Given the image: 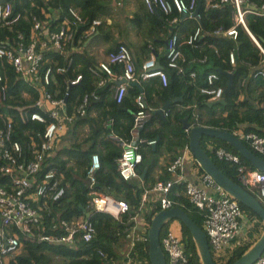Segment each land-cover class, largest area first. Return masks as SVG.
<instances>
[{
  "label": "trees",
  "instance_id": "trees-1",
  "mask_svg": "<svg viewBox=\"0 0 264 264\" xmlns=\"http://www.w3.org/2000/svg\"><path fill=\"white\" fill-rule=\"evenodd\" d=\"M183 1L188 3L189 0ZM10 2L12 11L9 19L16 15L17 17L8 23H0V42L7 46H14L18 41L24 44L28 42L32 17L41 23L45 22L48 31L52 32L58 29L67 9L73 7L87 19V22L99 19L100 24L96 29L100 33L105 17L110 11V5L105 0H10ZM250 3L258 5L264 3V0H250ZM195 8L196 20L178 15L177 23L173 24L169 23L170 17H165L160 10L148 11L144 4L142 9L134 14L130 19L131 24L135 29H141L143 37L151 38L150 43L143 42L141 49L147 52L148 45H151L155 54L154 61L164 72L166 83L162 85L156 77L141 78V63L150 57L144 56L138 63L133 61L135 79L126 86L119 102L112 96L116 80L108 81L102 86L97 85L102 74L94 68L91 57L84 50V42L88 37L84 35L88 27L87 22L68 32L62 50L47 48L42 52L37 75L41 77L47 69L49 70L48 82L44 89L53 99H61L66 115L72 117V137L42 162V169H53L60 178L59 184L63 187V194L51 203L50 212L45 211L44 214L48 221L55 217L73 220L85 216L94 234L89 241L77 239L73 246L36 242L32 238L22 237L19 252L8 264H114V261L120 263L119 252L134 225L132 218L139 213L142 189L150 188L156 180L165 181L170 178L166 170L167 165L185 146L187 147L188 132L181 127L182 119H186L190 125L208 126L232 133L264 134V15L244 13L242 25L235 21L236 12L229 2L212 7L206 4L205 0H196ZM52 13L56 15L52 16ZM172 13L176 15V12ZM195 27L199 28L200 34L193 45L179 46L184 56L180 63L182 70L178 72L167 67L165 50L159 54L156 52L157 46L161 45L156 35L160 34L159 39L166 40L170 34L176 33L179 36V32H182L186 37ZM230 27L236 30L234 39L222 34ZM118 43L128 48L125 42ZM77 47L79 51L73 50ZM229 53L234 59L232 65L228 62ZM195 59L199 63L191 62ZM112 69L116 74L120 73L119 65L113 64ZM190 72L195 74L193 79L189 76ZM210 72L218 75L215 84L222 88L221 97L224 104L208 106L207 96L199 90L205 86V76ZM226 73L230 74V83L224 92L228 82ZM0 74V127L3 126L6 117L10 118L11 136L19 141L22 156L28 159L31 156L30 137L38 143L44 124L50 121V117L33 106L37 98L35 88L20 79L12 66L3 59H0ZM78 75L79 79L71 83ZM84 96L87 98L82 105ZM137 97L143 99L146 116L140 126L133 130L134 115L139 110L135 103ZM175 99L179 100L174 101ZM164 101L170 103L161 117L155 114L154 110ZM80 105L82 113L76 112ZM34 112L42 116L43 123L29 118ZM83 126L87 127L84 133L81 132ZM151 139L155 140L154 144H147L146 140ZM120 140H133L141 154V161L135 167L141 187L137 182L124 181L118 175L115 161L121 153ZM200 144L215 165L230 179L238 182L235 165L216 159L213 153L216 148L237 154L236 151L224 141L210 136H202ZM245 145L251 149L248 142H245ZM93 153L99 158V168L94 173L95 188L103 194L124 200L128 205L126 213L113 217L87 206L92 194L88 186L86 169ZM163 154L167 155L164 166L158 163ZM238 158L241 164L254 169L240 155ZM158 169L160 173L156 172ZM0 184L8 187L9 177L0 175ZM183 189V183L176 182L171 185L168 197L172 201V206L183 209L188 217L201 227V218L188 202ZM238 205L252 224L245 233V240L230 250L224 264H230L237 259L255 242L263 229L262 221L253 212L240 203ZM158 210H160L158 203H154L152 214ZM166 223L160 231L159 239L164 233ZM180 227L188 264H201L188 230L181 223ZM54 232L60 233V230L56 229ZM141 255L146 260L145 264H149L147 242L139 240L134 243L129 253L130 263L136 264ZM213 262L217 264L214 260Z\"/></svg>",
  "mask_w": 264,
  "mask_h": 264
},
{
  "label": "built area",
  "instance_id": "built-area-1",
  "mask_svg": "<svg viewBox=\"0 0 264 264\" xmlns=\"http://www.w3.org/2000/svg\"><path fill=\"white\" fill-rule=\"evenodd\" d=\"M195 1L189 0L186 3L183 0H142L148 11L158 9L165 17H170L169 23L177 20L176 16L172 15L173 11L176 14H191L195 8ZM226 2L234 7L235 21L242 25L244 13L264 15V3L255 5L250 3V0H218L217 2L205 0V3L212 7ZM245 4L248 6L244 7ZM11 11L10 0H0V23H8L17 17L16 15L9 19ZM86 22L87 19L82 17L76 8L69 7L57 30L49 32L46 23H41L32 17V27L26 44L18 41L14 46H7L0 42V59L8 62L20 79L35 88L37 98L33 106L50 117V121L44 124L39 142L29 143L31 156L28 159L22 156L19 141L11 136L10 118L6 117L3 126L0 127V175L9 177L8 187L0 184V264H8L9 260L19 252L22 237L32 238L36 242L68 246H73L77 239L89 241L93 237V228L85 216H79L73 220L55 217L48 221L44 214L45 211L50 212L51 203L63 194V187L59 184L60 178L56 176L53 169H42V162L52 153L61 137L71 133L72 117L66 115L62 100L53 99L44 89L48 82L49 70L47 69L41 77L37 75V66L42 59V52L47 48L62 50L68 38V32ZM87 24L85 36L91 35L96 30L100 20L92 19ZM199 34L198 27H195L183 40H179L176 33L170 34L165 40L166 66L180 72L183 54L179 46L181 44L192 46ZM222 34L234 39L236 30L230 27ZM228 62L231 65L234 63L231 53L228 55ZM113 64L120 66L119 75L113 71ZM140 67L141 78L157 77L162 85L166 83V76L157 67L153 57L145 59ZM97 70L102 74L98 80V86L108 81L122 80L116 85L114 92L116 102L122 98L126 86L135 79L132 54L121 43L106 53L105 60L97 64ZM189 76L193 79L195 74L190 72ZM79 77L78 75L71 83L77 81ZM217 79L216 73H208L205 76V86L199 89L209 101L221 98L222 88L215 84ZM86 98L87 96L83 97L82 105ZM135 103L139 110L134 115L133 130L140 126L142 119L146 116L145 105L140 97L135 98ZM82 105L76 109V112H83ZM29 118L43 123L42 116L37 112L31 113ZM234 134L248 139L252 151L264 159V134L258 135L253 132ZM154 142V139L146 140L149 145H153ZM120 145L121 153L115 161L118 175L124 181L133 182L138 179L135 167L141 161V154L133 140H120ZM187 152L188 147L185 146L180 154L167 165L166 170L170 178L165 181L156 180L150 188L142 189L138 211H141L142 206L148 201V192H154L152 202L158 203L160 209L171 207L172 201L168 197L170 187L176 182L183 183L184 195L201 218V229L205 234L212 260L217 264H224L228 258V251L232 249L231 243L239 234L243 213L238 202L227 195L204 172L200 171L194 179H186L183 176L184 155ZM213 153L216 159L235 165L238 183L248 188L251 193L253 192L252 194L264 208V172L247 168L240 163L237 154L223 148H216ZM98 168L99 158L93 153L90 155L86 169L88 186L92 194L87 201V206L94 211L104 212L113 217L126 213L128 205L124 200L103 194L95 188L94 173ZM139 185L141 187V183ZM135 217L136 215L132 219L135 220ZM56 229H59L60 233L54 232ZM140 240L144 242L146 238L142 237ZM159 242L166 264H188L180 233L176 234L169 228L165 229ZM125 264H131L130 260L127 259ZM252 264H264V251Z\"/></svg>",
  "mask_w": 264,
  "mask_h": 264
},
{
  "label": "water",
  "instance_id": "water-1",
  "mask_svg": "<svg viewBox=\"0 0 264 264\" xmlns=\"http://www.w3.org/2000/svg\"><path fill=\"white\" fill-rule=\"evenodd\" d=\"M196 14L197 9L194 8L191 16H195ZM226 75L228 77V82L224 92L227 90L230 83V74L226 73ZM179 99H175L174 101ZM169 103V101H164L158 109L154 110V113L162 117L164 110ZM215 104H224V99L221 97L218 100H213L207 103L208 106ZM181 127L184 131L188 132L187 147L200 170L207 174L227 195L236 200L238 203L244 205L262 221L263 229L255 242L250 245V247H248V249H246L237 259L230 263L252 264L253 261H255L264 251V208L255 196L249 193L238 182H235L226 176L215 165L209 155L201 147L200 138L202 136H210L224 141L230 145L238 155L244 158L248 164L260 172H264V159L255 154L245 145V142H248V139L240 138L236 134L227 130L202 125H190L186 119H182ZM171 219L178 220L188 230L196 247L200 263L215 264L212 260L203 230L188 217L187 213H185L183 209L177 206L160 209L155 212L150 219L149 226L146 230L147 258L149 264H166L159 242V234L165 223Z\"/></svg>",
  "mask_w": 264,
  "mask_h": 264
},
{
  "label": "crops",
  "instance_id": "crops-1",
  "mask_svg": "<svg viewBox=\"0 0 264 264\" xmlns=\"http://www.w3.org/2000/svg\"><path fill=\"white\" fill-rule=\"evenodd\" d=\"M105 1L108 2V4L110 5V11L105 17V22H104L103 27L101 28V32L98 33L96 29L91 35L87 37L86 41L84 42V50L87 53V55L91 57L94 68L97 70V64L105 60L106 53L110 49L114 48L115 45L121 41L127 44L128 50L131 52L134 62L138 63L139 61H142L144 56L155 57L154 50L153 48H151V45H148L147 52L141 49L143 42L146 41L150 43L151 38L143 37L141 35V29L139 30L135 29V27L131 24V21H130V19L133 18L134 14H136L142 9V6H143L142 0H105ZM245 6H248V4H245ZM55 15L56 13H52V16H55ZM178 15H182L184 18H187V19L193 18L194 20H196L197 18V14L195 16H191V14H176L175 16L177 17ZM45 17L48 18L47 15H45ZM156 36L158 38L156 37L155 38L161 41V45L157 46L156 52L158 54L163 53L165 50V39L164 38L159 39L160 34ZM184 36H185L184 33L179 32L180 40H183L185 38ZM250 37L255 42V40L253 39L251 35ZM158 40H155V41H158ZM73 50L79 51L80 49L77 47V48H74ZM191 62L195 64L199 63L198 61H196V59L192 60ZM97 71L99 72V70ZM119 74H116V75H119ZM119 82H121V80L117 79L112 96H114L116 85ZM140 99L143 102L142 97H140ZM91 114L93 115L94 113H91ZM86 129L87 127L83 126L81 128V132L84 133ZM71 137H72V131L69 135L61 137V139L58 141V144L55 145L54 150L59 148L63 143L70 140ZM29 141L35 143L31 137ZM54 150L52 151V153L54 152ZM166 157L167 155L163 154L160 157L158 163L164 166L166 162ZM156 172L160 173V170L158 169ZM199 173H200V168L197 166L195 160L193 159L192 155L190 154L188 150V152L185 153L184 155V164L182 168V174L186 179H194L197 175H199ZM133 182L134 183L137 182V185H139L140 179L138 178L136 180H133ZM148 193H149V196L147 198L148 201L142 206L141 211H139L138 215H136L135 217V220H133L134 225L131 228V231L129 232V234L126 236V241L123 243V248H121L122 250L119 252V254L121 255V262L117 263L114 261V264H125V261L129 259V253L132 251L134 243L139 241L142 237L146 238V230L149 226L150 219L153 216L152 212H153L154 203L152 202V198H154L155 196L153 195L154 192H148ZM166 224L167 225L165 229L169 228L176 234H179V233L181 234L180 222L178 220L171 219L167 221ZM242 226L243 224H241L240 231L237 236L238 239L236 238L233 241V243H231L232 247L239 245V243H242V241L245 240L246 236L243 238L241 237V235L243 234V232H246L248 228H246V231H245V229ZM146 242H147V239H146ZM145 263H146V260L142 255H141V259L139 257L136 261V264H145Z\"/></svg>",
  "mask_w": 264,
  "mask_h": 264
},
{
  "label": "rangeland",
  "instance_id": "rangeland-1",
  "mask_svg": "<svg viewBox=\"0 0 264 264\" xmlns=\"http://www.w3.org/2000/svg\"><path fill=\"white\" fill-rule=\"evenodd\" d=\"M248 189V188H247ZM248 191H250L249 189H248ZM251 192V191H250ZM253 193V192H252ZM240 223L241 224H243V228L245 229V231H246V228H249V226L252 224L251 223V221H249L248 219H247V217H246V215H244L243 214V216L241 217V220H240ZM245 233L246 232H243V234L241 235V237H245ZM237 239H238V237H237ZM122 248H123V245H122ZM233 248V247H232ZM122 250V249H121ZM230 251H228V253H229ZM219 263V262H218ZM221 264V263H220Z\"/></svg>",
  "mask_w": 264,
  "mask_h": 264
}]
</instances>
